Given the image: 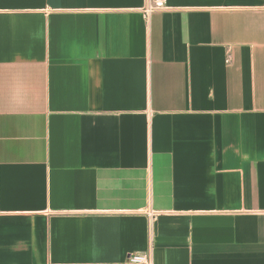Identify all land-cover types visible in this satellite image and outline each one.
Masks as SVG:
<instances>
[{"label":"crops","instance_id":"crops-1","mask_svg":"<svg viewBox=\"0 0 264 264\" xmlns=\"http://www.w3.org/2000/svg\"><path fill=\"white\" fill-rule=\"evenodd\" d=\"M143 3L0 0V264H264V0Z\"/></svg>","mask_w":264,"mask_h":264},{"label":"built area","instance_id":"built-area-1","mask_svg":"<svg viewBox=\"0 0 264 264\" xmlns=\"http://www.w3.org/2000/svg\"><path fill=\"white\" fill-rule=\"evenodd\" d=\"M166 8V0H144L140 12L145 20L156 11ZM153 216V215H150ZM126 261L131 264H152L151 247L143 253H131Z\"/></svg>","mask_w":264,"mask_h":264}]
</instances>
